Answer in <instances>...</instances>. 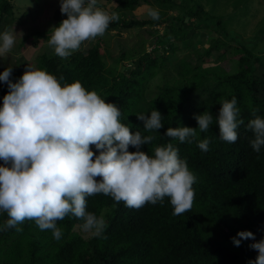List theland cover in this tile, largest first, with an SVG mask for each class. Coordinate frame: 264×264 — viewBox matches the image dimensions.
<instances>
[{
    "label": "trees",
    "instance_id": "16d2710c",
    "mask_svg": "<svg viewBox=\"0 0 264 264\" xmlns=\"http://www.w3.org/2000/svg\"><path fill=\"white\" fill-rule=\"evenodd\" d=\"M34 1L38 4L41 0ZM101 1L98 0L99 7ZM248 2L116 0L119 20L111 22L106 33L120 35L122 31L147 27L148 33L155 37L150 52L141 48L138 53L128 51L118 55L113 58V64L121 63L119 69L106 65L99 43L67 59L59 58L54 52L37 55L32 66L46 69L58 79L64 77L62 86L80 81L86 90L96 91L106 102L116 104L122 112L121 122L132 132L155 135L156 139L143 145L142 151L153 155L156 146L169 142L178 147L180 157L197 177L193 185L196 195L192 209L179 216L172 214L173 207L167 197L163 204L148 203L140 209L126 207L124 202L117 204L104 194L87 197V211L102 215L106 223L100 237L85 238L78 233L76 228L83 230V221L71 215L57 222L63 234L56 240L50 230H40L33 220L7 227V213H0V264H248L255 261L258 252L249 245L264 239V146L259 153L253 151L250 141L254 134L247 124L254 118V111L264 118V72L257 74L260 69L264 71L261 60L264 50L255 54L253 45L257 38L241 39L239 33L227 29L230 21L246 15ZM141 5L157 7L160 19L131 17ZM217 5L221 9L230 7V12L222 13V9L219 13ZM12 9L9 0H0V25L5 28L14 20ZM162 14H166L163 19ZM163 23L161 35L156 29L151 30ZM259 32L263 35L264 29ZM212 33L217 37L210 40L208 48L192 50L182 58L175 56L178 50H191L201 35ZM222 50L230 55L226 62L221 55L213 57ZM210 58L213 65L205 66ZM123 61L130 62L128 67L122 65ZM20 66L22 63H15L12 82L24 73L26 67ZM8 90L7 83L0 81V107ZM233 97L240 109L238 119L243 120L237 128L235 143L219 139L215 120L208 132L199 133L200 140L210 141L207 152L201 151L195 141L180 143L164 136L168 127H198L194 116L205 110L215 119L221 100ZM155 109L161 113L164 126L158 133H149L137 115H150ZM129 151L136 149L130 146ZM244 230L251 231L255 240H242L237 247L232 237Z\"/></svg>",
    "mask_w": 264,
    "mask_h": 264
},
{
    "label": "clouds",
    "instance_id": "9594fccd",
    "mask_svg": "<svg viewBox=\"0 0 264 264\" xmlns=\"http://www.w3.org/2000/svg\"><path fill=\"white\" fill-rule=\"evenodd\" d=\"M60 11L67 18L49 30L52 35L47 43L61 59L81 51L82 45L103 36L110 23L119 20L118 13L99 7L98 0H60ZM148 15L160 19L156 9H149ZM15 42L12 31L0 33V58L7 57ZM12 71L13 67H7L0 73V81L9 89L0 107V213H7V227L33 220L59 240L63 233L57 222L71 215L83 221L85 232L100 237L106 228L104 217L87 211V197L96 194L134 209L163 204L167 197L174 216L192 209L197 177L173 143L156 146L149 155L141 147L151 144L155 135L132 132L121 122L116 104L86 90L80 81L62 86L64 77L58 79L46 69L27 65L12 82ZM220 105L215 119L205 110L194 116L198 127H168L164 136L180 143L195 141L207 152L210 141L200 140L199 133L208 132L215 120L219 139L235 143L237 128L243 124L237 100L222 99ZM253 116L247 128L254 134L251 147L259 153L264 146V118L255 111ZM137 118L149 133H158L164 126L156 109ZM130 146L136 151L130 152ZM237 237H232L237 247L242 240H255L247 230ZM249 247L258 255L248 264H264V239Z\"/></svg>",
    "mask_w": 264,
    "mask_h": 264
},
{
    "label": "rangeland",
    "instance_id": "374dc122",
    "mask_svg": "<svg viewBox=\"0 0 264 264\" xmlns=\"http://www.w3.org/2000/svg\"><path fill=\"white\" fill-rule=\"evenodd\" d=\"M13 6V16L14 20L11 23L9 28L3 27L0 25V33L5 31H12L16 37V42L11 50V52L5 58H0V72H3L7 67H14L15 63H22V66L27 67V65H33L34 60L37 55L46 52H54L48 46L47 40L51 37L52 32L49 31L51 28L58 26L60 22L67 18L66 14H62L60 11V0H41L38 4L34 0H9ZM102 8L108 12L117 11L116 0H102ZM219 10V13L227 14L230 12V7H222L219 5L216 7ZM149 9H157V7L150 5H141L137 7L131 14V17L142 20L150 19L148 15ZM206 9V8H205ZM117 13V12H116ZM246 15L240 16L238 21H230L227 24L228 31L239 33L241 39H250L253 40L257 38V42L253 45V52L258 54L261 49L264 50V34L262 35L259 32L261 29H264V0H250L248 2V11ZM166 14H162L161 19L165 18ZM165 23L152 27L151 30L156 29L158 34L163 33V28ZM150 29L144 27V29H130L122 31L119 35L116 32H107L103 36H98L94 40L86 42L85 45H82V50L85 51L88 48L92 47L96 43L100 44V51L104 55V60L107 66H116L117 69L121 67V63L113 64V58L118 55L132 51L138 53L141 48L145 52H150L154 46L155 37L148 33ZM202 34H205L201 31ZM40 34V35H39ZM39 35V36H38ZM215 33L208 34V36H200L194 42V46L191 50H178L176 51V57L182 58L191 53L192 50H202L206 49L210 45V40L216 38ZM176 45L180 47V44L177 42ZM252 45V44H251ZM233 47H237L236 44H232ZM220 51L219 53H214L213 57L218 58L221 55V58L228 60L230 55L228 52ZM236 60H238L239 55H236ZM264 65V57L261 58ZM205 66L213 65V58L206 59ZM129 61H123L125 67H128ZM20 66V68H23ZM228 66V64H226ZM228 70V67H226ZM263 73V70L257 71ZM3 162L0 161V164ZM78 233L82 234L85 238L93 235L91 232H85L76 228Z\"/></svg>",
    "mask_w": 264,
    "mask_h": 264
}]
</instances>
